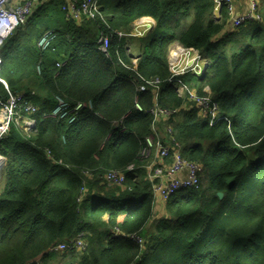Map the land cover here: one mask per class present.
Wrapping results in <instances>:
<instances>
[{
	"label": "trees",
	"instance_id": "obj_1",
	"mask_svg": "<svg viewBox=\"0 0 264 264\" xmlns=\"http://www.w3.org/2000/svg\"><path fill=\"white\" fill-rule=\"evenodd\" d=\"M113 1L75 17L67 0H41L0 49L2 80L39 107L30 139L13 125L0 140V264H54L50 250L80 234L88 249L68 252L69 264H264V21L216 43L230 16L225 5L216 16L213 0ZM146 17L156 25L134 56L127 35ZM49 32L56 37L43 51ZM175 44L208 60L205 76L170 81ZM206 89L216 117L192 100ZM59 100L86 106L70 123L52 116ZM167 118V139L155 146L178 142L203 171L199 188L169 198L159 217L148 171L154 156L155 169L171 160L148 138ZM111 173L124 185H111Z\"/></svg>",
	"mask_w": 264,
	"mask_h": 264
},
{
	"label": "built area",
	"instance_id": "obj_2",
	"mask_svg": "<svg viewBox=\"0 0 264 264\" xmlns=\"http://www.w3.org/2000/svg\"><path fill=\"white\" fill-rule=\"evenodd\" d=\"M67 1L69 2L68 10L75 17H79L82 12L88 14L90 17L95 16L101 7L99 0ZM40 2L41 0H0V49L17 28L27 23L29 18L33 15L36 5H38ZM213 3L215 14H218L224 5L228 7L230 17L234 13L232 0H213ZM260 3L261 0H251L250 11L245 15L236 17L233 22V27L237 29L250 21L263 22L264 17L260 13ZM140 22L141 26H138L137 24ZM154 27L155 21L152 18L146 17L137 22L133 30L127 36L132 38L143 37ZM55 37L56 35L52 32L45 34L39 42V47L43 51L47 50ZM100 43L103 44L102 49L106 52L109 45L108 39L103 38L100 40ZM179 48H181L179 51L181 54L183 47L179 46ZM183 51L185 52L187 59L186 66L184 68L180 66L178 74L176 76L172 75L170 81H173L175 77H179L185 72H187L186 74L191 73L199 76L204 73V69L208 65V60L203 58L199 52L185 48H183ZM2 67L3 59L0 55V82L5 85V88L8 92V98L5 100L0 98V112L3 111L4 113L2 121L0 120V140L4 134L9 132L10 127L13 126V123L17 125L25 123L29 130H33L36 122L33 120V115L39 111L38 106L35 105L31 100L33 93L27 94L24 92H12L9 89L8 85L1 78ZM211 99L212 98L210 95H208V97H197L196 95L192 96V100L195 101L194 104L196 108H198L202 114H208L212 117H216L219 112H217L216 105H214L213 108L211 107ZM85 106V104L79 103L75 108L70 110L69 106L65 102L59 100L52 116L58 118L59 120H63L68 117L67 119H69V122L72 123L75 121L76 115ZM139 109L141 110L140 107ZM173 115L174 112L169 113L168 111H163V117L168 116L169 118ZM173 141L175 142V140ZM154 142L148 138L150 149L156 147V151L159 153L160 157H169L168 159L171 160L170 163H166L164 161L163 163L159 164L157 169H155L156 165H154V163L153 170H151L152 165L149 167L148 179L153 184L156 196L160 197L164 201H167L181 190L198 189L201 181L200 175L203 171V168L199 164L188 161L182 157V147L178 142H175L173 145L170 144V146H165L163 143L159 142H157L155 146ZM148 157L149 152L144 159L149 160ZM133 168L135 167H130V169ZM151 173L153 178L150 176ZM157 180L160 182L155 183ZM107 181L114 186H123L125 183V176L120 177L111 173L107 176ZM119 232L120 231L117 230V233ZM132 238L139 244L144 243L143 239L138 236H133ZM87 249L88 242L85 234H80L71 241L60 243L59 245L53 247L50 252L51 254H57L59 253L58 251H66L67 253L74 251L79 254H84ZM40 264L47 263L42 262Z\"/></svg>",
	"mask_w": 264,
	"mask_h": 264
},
{
	"label": "rangeland",
	"instance_id": "obj_3",
	"mask_svg": "<svg viewBox=\"0 0 264 264\" xmlns=\"http://www.w3.org/2000/svg\"><path fill=\"white\" fill-rule=\"evenodd\" d=\"M101 5V3H100ZM102 5L103 7L105 8V10H109L110 9V5H108L107 3L103 2L102 1ZM143 19V18H141ZM140 19V20H141ZM140 20H138L137 22H139ZM136 22V23H137ZM138 26H141V22L137 24ZM139 38V37H138ZM136 38V39H138ZM129 48H128V52H130V54L134 55V56H138L133 50L135 49V46H132L131 44L128 45ZM179 44H175L173 45L171 48H170V52H169V58H168V62H169V66H170V71H171V75L173 76H176L179 72V69H180V66L181 67H185L186 66V63H187V59H186V55H185V52L183 51V48H182V53L180 54V50L181 48H179ZM137 60V58H136ZM3 67H4V64H3ZM3 67H2V70H3ZM187 72L185 73H182L181 75H184L186 74ZM202 75V74H201ZM201 75H199L200 77H202ZM183 89V88H182ZM180 89L179 92H181V96H183L184 94V89L182 90ZM25 93V92H24ZM210 95V94H208ZM39 108V107H38ZM52 114H54L52 112ZM3 116H4V113L3 111L0 112V120L2 121L3 119ZM179 117H175V120L174 121H177ZM181 119V118H180ZM35 121V119H33ZM4 122V120H3ZM14 126H16L17 128H20L21 130H23V132L25 133V135H27V138H31L32 136V132H34L36 130V122H35V125L33 127V130H29V128L27 127V125L25 123H21V125H17V124H14ZM168 126L172 127L169 122H168V118H167V122L165 123H162L160 122L159 125L157 124H154V134L152 137H149L151 141H155V140H159V139H164L165 138V131H167V128ZM1 127V126H0ZM12 126L10 127V130H11ZM9 130V132H10ZM7 132L6 134H4V136L2 137L3 139L7 136V134L9 133ZM169 133V131H168ZM170 134V133H169ZM6 163H7V159L4 158V161H3V164L1 166V169H0V190H1V187L4 183L3 181V177H2V173H3V168L6 166ZM130 167H135L134 165H131ZM149 172V171H148ZM151 178L152 177V173L150 174ZM71 254H68L66 255V257H68L66 260H64L62 263L63 264H69V263H73L75 261L74 258H71ZM58 255V254H57ZM70 256V257H69Z\"/></svg>",
	"mask_w": 264,
	"mask_h": 264
},
{
	"label": "crops",
	"instance_id": "obj_4",
	"mask_svg": "<svg viewBox=\"0 0 264 264\" xmlns=\"http://www.w3.org/2000/svg\"><path fill=\"white\" fill-rule=\"evenodd\" d=\"M45 1H49V0H45ZM65 2V0H62ZM103 2L105 0H102ZM250 2L251 0H232V5L234 7V13L232 14V16L230 17L228 24L225 28V30L219 34L216 38H215V42L217 43L219 40H222L223 38H225L228 34L235 32V28H232V21H234V19L236 17L242 16L247 14L250 11ZM106 3L110 6L113 5L114 1L113 0H106ZM261 6V13L262 11L264 12V0H261L260 3ZM263 14V13H262ZM219 14H216V16H218ZM155 21V20H154ZM136 24V23H135ZM155 25H156V21H155ZM135 27V25H134ZM133 27V28H134ZM132 46H135V49L133 50L137 55H139V43L138 40L135 39L131 42ZM183 90V89H182ZM206 92L208 94H210V90L206 89ZM26 93V92H25ZM181 93V92H180ZM184 94V93H183ZM167 137L165 136L164 140H166ZM156 157H153V163L154 165H156L157 161H156ZM166 163H169V161H165ZM159 165V162H158ZM158 203H157V209L156 212L159 214L158 216L161 217L165 214V203L166 201H164L163 199H161L160 197H157ZM55 257L52 258L48 263H54V264H59L62 263L64 260H66L68 257H66V254H55ZM70 257V256H69ZM63 264V263H62Z\"/></svg>",
	"mask_w": 264,
	"mask_h": 264
},
{
	"label": "water",
	"instance_id": "obj_5",
	"mask_svg": "<svg viewBox=\"0 0 264 264\" xmlns=\"http://www.w3.org/2000/svg\"><path fill=\"white\" fill-rule=\"evenodd\" d=\"M233 22H234V21H232V28H233ZM207 69H208V66H206L205 69H204V76H205L206 73H207ZM219 197L223 198V194L220 193V194H219ZM154 216H155V215H154Z\"/></svg>",
	"mask_w": 264,
	"mask_h": 264
},
{
	"label": "bare ground",
	"instance_id": "obj_6",
	"mask_svg": "<svg viewBox=\"0 0 264 264\" xmlns=\"http://www.w3.org/2000/svg\"><path fill=\"white\" fill-rule=\"evenodd\" d=\"M183 52V51H182ZM3 163L0 162V169H1V166H2ZM60 254H67L66 251H58Z\"/></svg>",
	"mask_w": 264,
	"mask_h": 264
}]
</instances>
